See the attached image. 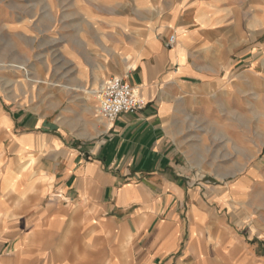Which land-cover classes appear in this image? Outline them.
I'll list each match as a JSON object with an SVG mask.
<instances>
[{"label": "crops", "instance_id": "obj_1", "mask_svg": "<svg viewBox=\"0 0 264 264\" xmlns=\"http://www.w3.org/2000/svg\"><path fill=\"white\" fill-rule=\"evenodd\" d=\"M103 2L61 48L89 115L0 101V264H264V169L205 185L189 159L264 84V0ZM111 76L146 106L103 119Z\"/></svg>", "mask_w": 264, "mask_h": 264}, {"label": "rangeland", "instance_id": "obj_2", "mask_svg": "<svg viewBox=\"0 0 264 264\" xmlns=\"http://www.w3.org/2000/svg\"><path fill=\"white\" fill-rule=\"evenodd\" d=\"M124 3L135 7V0ZM103 5V0H0V101L6 110L26 108L51 119L90 114L89 95L66 89L73 87L70 76L76 72L61 48L81 27L91 36L97 32L87 28L80 8L102 12ZM256 60L257 71H263L264 53ZM239 96L237 110L201 130L204 140L190 142L192 175L205 185L238 179L254 165L264 169V84ZM181 144L186 153V141Z\"/></svg>", "mask_w": 264, "mask_h": 264}, {"label": "built area", "instance_id": "obj_3", "mask_svg": "<svg viewBox=\"0 0 264 264\" xmlns=\"http://www.w3.org/2000/svg\"><path fill=\"white\" fill-rule=\"evenodd\" d=\"M177 36L172 33L167 45L173 47ZM101 117L109 122L115 121L122 113H134L146 106V101L141 98L124 78L109 77L98 92Z\"/></svg>", "mask_w": 264, "mask_h": 264}, {"label": "bare ground", "instance_id": "obj_4", "mask_svg": "<svg viewBox=\"0 0 264 264\" xmlns=\"http://www.w3.org/2000/svg\"><path fill=\"white\" fill-rule=\"evenodd\" d=\"M118 77H120V76H118ZM89 93H91V94H93V95H95V96L98 95V92H97L96 89H93V90L89 91Z\"/></svg>", "mask_w": 264, "mask_h": 264}]
</instances>
